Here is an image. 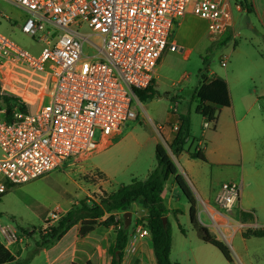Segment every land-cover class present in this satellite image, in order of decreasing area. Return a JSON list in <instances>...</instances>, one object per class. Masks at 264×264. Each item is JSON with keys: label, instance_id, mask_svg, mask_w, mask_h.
<instances>
[{"label": "built area", "instance_id": "2783aa9c", "mask_svg": "<svg viewBox=\"0 0 264 264\" xmlns=\"http://www.w3.org/2000/svg\"><path fill=\"white\" fill-rule=\"evenodd\" d=\"M7 1L25 12L20 31L40 49L31 53L0 32V95L12 104L8 110L0 99V195L8 184L81 163L134 120L133 90L144 92L153 85L162 52L190 54L170 37L186 11L205 21L211 42L231 25L228 0ZM83 26L87 35L80 33ZM170 113L177 116L176 105ZM210 125L204 120V129ZM152 127L163 140L166 125ZM178 127L177 117L169 128L176 133ZM239 197V185L223 183L213 208L200 198L196 203L222 232L228 226L223 212L238 208ZM65 213L54 205L37 230L45 233ZM149 235L141 225L131 231L132 239ZM0 238L4 247L21 240L9 225H0Z\"/></svg>", "mask_w": 264, "mask_h": 264}, {"label": "crops", "instance_id": "0c3cea01", "mask_svg": "<svg viewBox=\"0 0 264 264\" xmlns=\"http://www.w3.org/2000/svg\"><path fill=\"white\" fill-rule=\"evenodd\" d=\"M2 1L4 0H0V2ZM243 2L246 5V8L234 3V9L236 12L245 14V21L248 29L247 34L245 35L248 39H251L253 43L255 42V45L260 52L264 53V0H243ZM13 7L22 11L15 6ZM228 11L230 13L231 25L227 29V36L222 35L221 37L223 39L213 42L216 43L217 49L225 47L231 37L239 36L241 34L239 31L233 32L231 30L233 27V18L232 7L229 0ZM22 12L24 13L25 18L26 14L24 11ZM187 12L188 11H186V13ZM0 16H3L1 9ZM6 19H8V21L15 20V18L10 20L9 17H6ZM180 19L176 24L178 27L182 24V20ZM12 23L9 22L8 24ZM243 54L244 52L238 51V57H240V59ZM228 59V54L219 53V66L222 71H210L209 74H206L207 80L211 78H219L225 81L230 96V106L219 109L215 127L212 128V140L208 141V145L201 137H192L195 146L198 140H203L200 152L205 157V161L191 158L186 151H183L178 155L180 158L183 156L185 158L183 166L179 164H177L178 166H175L178 174L183 177L190 190L192 189V192L194 191L198 198L202 199L210 208H213V200L211 202L209 197L202 198L200 196L202 193L205 194V192L202 190L195 174H193V178L189 179L187 173L191 172L193 167L196 166L195 162L198 161L204 163L225 164V153L229 152L230 155V153L235 150L236 143L238 144L239 158L236 163L237 171L234 172L229 178V181L225 183H236L240 186L239 204L238 208H234L229 212H223L226 216V225H228L223 231H226L229 228L231 229L232 233H229L231 243L229 244L236 257L242 261V253L244 250L245 255L250 259L251 264H264V251L254 254V251L252 249V251L250 250V246L254 247L258 245L264 248V237L244 238L242 236V232L246 229H264V101H262L264 100V55L260 53L258 55H251L249 60L244 63L241 72L233 75L231 82L227 81V78H225ZM221 61H224L225 64L221 65ZM158 66L159 61L157 62L156 69ZM154 82L155 78L153 80V83ZM177 106V116L172 115L169 112L163 119H159L156 122L150 121L151 127L152 124L166 125L163 130V140L160 138L164 146L171 143L175 134L171 132L169 126L175 122L179 114L185 113L181 112ZM187 113L189 114V112ZM126 127L127 125L121 132L115 134L110 140H108L107 144L102 145L96 154L79 164H73L68 167L70 172L77 176H87L86 179L78 177V180L74 181L77 190L81 194V198L76 200L71 206L77 205L82 199H94V197L98 196L101 192L116 190L122 185L120 184L121 182L119 184L115 182L116 171L109 167L105 162L114 158L118 153L120 144L126 137V134H124ZM204 131L205 130L203 129L202 132ZM153 141L155 149V146L160 144V141L158 140V137H154ZM211 143L216 145L217 149H219L222 154V156L218 158L219 160H216L215 162L214 160H209L207 156V148ZM195 146L192 148V146L186 144L185 148L191 152L194 151ZM99 155L102 156V162H95L92 160ZM173 163L175 164V158L173 159ZM153 168L154 167L151 166V164H148L142 172L144 175L143 177L145 178L148 172ZM218 189L219 187L216 189L212 199H214ZM179 193V188L173 178H171L166 182L161 193V198L168 210L178 209L184 214L185 212H183V209L178 206ZM195 201L197 202V199H195ZM71 206L67 208L61 207L67 211ZM128 212L131 214L130 224L127 227L129 229V238L122 253L121 264H157L150 235L136 239L131 238V231L135 226H138L136 221L146 216V210L139 204H134ZM186 212L188 224L190 225L188 216L189 207ZM241 212L251 214L253 219L246 221L242 220ZM122 214L123 213H116L115 216L122 219ZM196 215L200 223L207 226L210 232L214 235L211 230L212 226L210 225L206 214L198 207L197 203ZM107 216L108 215H105L102 220L107 218ZM171 216H173L172 220H170ZM201 216H204L205 220L202 219ZM47 217V214L45 218L39 217L42 219L40 220L39 225H42ZM166 219L171 227V235L173 227H176L180 232L177 215L168 213ZM78 227V224L72 226L57 242L49 247L36 250L34 246L32 252L36 254L29 258L30 260H28V263L32 264L40 258L41 264H110L111 257L108 254V248L115 240L116 227L112 225L105 226L103 224H97L91 232L83 237L78 236ZM23 230L27 232L28 229ZM19 235L21 237L20 241L9 247H5L14 255L17 262L22 261L27 250L31 248L29 239L35 238V235L29 237L21 230ZM252 240H258V242ZM0 242L2 243L1 238ZM172 244L173 243H171V245ZM194 246H197V250L199 251L203 250L201 247H198L200 245ZM171 257L172 252L170 253V259L172 260ZM202 261L203 264L206 263L205 258Z\"/></svg>", "mask_w": 264, "mask_h": 264}, {"label": "rangeland", "instance_id": "374dc122", "mask_svg": "<svg viewBox=\"0 0 264 264\" xmlns=\"http://www.w3.org/2000/svg\"><path fill=\"white\" fill-rule=\"evenodd\" d=\"M229 3L232 7L233 18L231 30L233 32L239 31L241 34L231 37L225 47L217 49L216 43L208 39L204 21L191 14L190 11L180 19L182 24L179 27L177 25L171 31V39H174L178 45L190 49V54L185 58L183 54L164 50L160 55L159 66L155 71L156 85L155 82L152 85V89H156V94L158 95L143 102L138 99L134 101L135 119L127 122L124 132L126 137L122 140L118 153L114 158L105 162L116 171L115 182L117 184L120 182V184H126L134 177L142 179L144 178L142 173L144 168L148 164L154 167V137H158L160 144L165 148L171 160L173 161L175 158V165L183 166L184 156L181 158L179 156L174 157L168 145L164 146L160 137L150 125V121L156 122L165 118L170 112V108L174 105H178L177 107L181 112H189L192 137H201L207 145L208 141L212 140V126L210 125L208 129H204L203 118L195 113L196 100L193 98V91L198 86L201 75L203 73L209 74L210 71H222L219 66V53L228 54L229 59L225 78L231 82L233 75L241 72L244 63L249 60L251 55H258L259 53L264 55L257 49L255 42L253 43L245 35L248 30L245 14L235 11L233 0H229ZM0 9L3 14V16H0V32L19 47L31 53H37L40 46L20 31V25L25 19L24 13L15 9L12 4L5 0L0 2ZM6 17H9L10 20L15 18V20L8 21ZM9 22L13 23L8 24ZM80 33L87 35L88 30L83 26L80 28ZM90 40H94V37H90ZM238 51L244 52L241 59V52L240 57H238ZM163 92H168V95L164 96ZM203 129L205 130L204 132H202ZM99 137V131L95 130L94 140L98 141ZM187 145L192 146V148L195 146L192 139L187 142ZM225 155V164L198 161L195 162L196 166L193 167L191 172L187 173L189 179L193 178V174H195L197 181L205 192V194L202 193L200 196L202 198L209 197L211 202L216 189L220 188L221 184L228 182L229 178L237 171L238 144L236 143L235 150L230 155L229 152H226ZM207 156L209 160H214L215 162L219 160L218 158L222 154L216 145L211 143L207 148ZM92 160L102 162V156L99 155ZM78 177L87 178L86 175L77 176L73 174L65 166L63 169L54 170L28 183L14 185L0 197V225H9L18 233L22 229L39 228L41 226L39 225L40 220L42 219L31 208H35L39 213L45 210L48 216L49 211L56 204L63 208L71 206L76 200L81 198V194L74 183V181L78 180ZM192 194L198 201L199 198L196 193L193 191ZM179 195L178 206L185 213H180L177 216L180 228L183 229L184 233H180L176 227H173L171 235V243H173L171 245V258L173 262L178 264H203L202 260L205 258V264H251L244 250L242 261L233 253L229 244L231 243L230 234L232 233L230 228L222 232L213 227L211 230L216 238L228 247L232 257L231 263L227 262L214 246L199 240L192 227L188 224L186 210L189 207V203L181 192ZM172 217L170 220H172ZM201 218L205 220L204 216H201ZM252 241L258 242V240ZM35 242L36 238L29 239L31 248L23 256V264H29V258L36 254L32 252ZM193 244L200 245L198 247L203 250H197V246L195 247ZM251 249L254 254L264 251V248L258 245L250 246ZM32 264H41V259L38 258Z\"/></svg>", "mask_w": 264, "mask_h": 264}, {"label": "trees", "instance_id": "16d2710c", "mask_svg": "<svg viewBox=\"0 0 264 264\" xmlns=\"http://www.w3.org/2000/svg\"><path fill=\"white\" fill-rule=\"evenodd\" d=\"M234 3L246 8L243 0H233ZM227 36V31L223 34ZM223 39L222 37L220 40ZM140 102L153 98L156 90L152 86L147 91L133 90ZM164 96L168 92H163ZM7 105L10 110L12 104L9 97L0 99ZM193 98L196 100L195 113L200 115L204 120L215 127L217 116L220 108L230 106V96L225 81L219 78L207 80L205 73L201 75V80L197 87L194 88ZM179 127L171 143L168 144L171 154L175 157L181 152L186 151L191 158L205 161V157L200 151L186 150L187 142L192 139L190 134L191 121L188 113H181L178 116ZM155 166L150 170L144 179L132 178L128 183L120 185L116 190L110 192H101L94 199H82L77 205L71 206L66 213L45 233L33 228L31 233L24 231L29 237L35 235V248L39 250L46 248L57 242L72 226L78 224V236L83 237L91 232L97 224L116 227L115 240L108 248V254L111 257L110 264H121L122 253L129 238V229L124 227L123 218L116 219V213H124L131 209L134 204H139L146 210V216L136 221L137 225L146 227L150 232L151 244L156 257L157 264H178L170 259L171 253V227L167 221H162L168 213L178 215L181 213L178 209L168 210L161 198V193L166 182L173 178L180 192L189 203V222L190 226L196 233L199 240L214 246L222 254L224 259L231 263L232 257L228 247L213 235L209 228L200 223L196 215L195 198L183 179L178 174L177 168L167 151L161 144H157L154 149ZM14 185H7V190ZM4 194V193H3ZM2 194V195H3ZM0 195V197L2 196ZM31 208V207H30ZM40 218H45L47 211L37 212L31 208ZM108 215L107 218H102ZM242 220H252L251 214L241 212ZM46 220V219H45ZM183 234L182 228H179ZM36 230V231H35ZM244 238L264 237V229L250 230L242 232ZM25 262V261H24ZM27 263V261H26ZM0 264H23L17 262L14 255L3 246L0 242ZM90 264V263H87Z\"/></svg>", "mask_w": 264, "mask_h": 264}, {"label": "water", "instance_id": "95a60500", "mask_svg": "<svg viewBox=\"0 0 264 264\" xmlns=\"http://www.w3.org/2000/svg\"><path fill=\"white\" fill-rule=\"evenodd\" d=\"M130 217H131V214L130 212L126 211L122 214V218H123V224H124V227L127 228L130 224ZM162 221L163 223L165 224L167 222V219L166 217H163L162 218Z\"/></svg>", "mask_w": 264, "mask_h": 264}]
</instances>
